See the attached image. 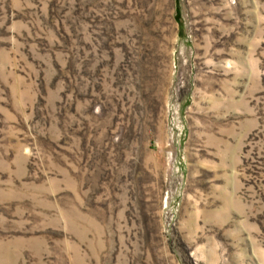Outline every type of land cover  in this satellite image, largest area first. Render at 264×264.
Segmentation results:
<instances>
[{"label": "rangeland", "instance_id": "rangeland-1", "mask_svg": "<svg viewBox=\"0 0 264 264\" xmlns=\"http://www.w3.org/2000/svg\"><path fill=\"white\" fill-rule=\"evenodd\" d=\"M0 264H264V0H0Z\"/></svg>", "mask_w": 264, "mask_h": 264}]
</instances>
